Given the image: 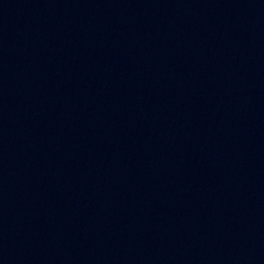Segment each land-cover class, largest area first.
<instances>
[{
	"label": "water",
	"instance_id": "obj_1",
	"mask_svg": "<svg viewBox=\"0 0 264 264\" xmlns=\"http://www.w3.org/2000/svg\"><path fill=\"white\" fill-rule=\"evenodd\" d=\"M0 264H264V0H0Z\"/></svg>",
	"mask_w": 264,
	"mask_h": 264
}]
</instances>
